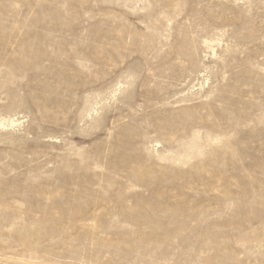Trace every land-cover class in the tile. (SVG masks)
Returning a JSON list of instances; mask_svg holds the SVG:
<instances>
[{"label": "rangeland", "instance_id": "rangeland-1", "mask_svg": "<svg viewBox=\"0 0 264 264\" xmlns=\"http://www.w3.org/2000/svg\"><path fill=\"white\" fill-rule=\"evenodd\" d=\"M0 264H264V0H0Z\"/></svg>", "mask_w": 264, "mask_h": 264}]
</instances>
